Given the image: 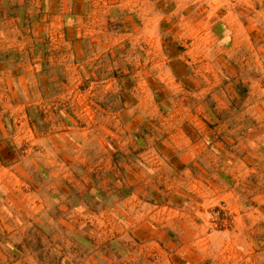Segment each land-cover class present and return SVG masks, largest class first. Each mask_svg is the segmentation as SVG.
Returning <instances> with one entry per match:
<instances>
[{"label": "rangeland", "instance_id": "1", "mask_svg": "<svg viewBox=\"0 0 264 264\" xmlns=\"http://www.w3.org/2000/svg\"><path fill=\"white\" fill-rule=\"evenodd\" d=\"M0 129V264H264V0H0Z\"/></svg>", "mask_w": 264, "mask_h": 264}, {"label": "crops", "instance_id": "2", "mask_svg": "<svg viewBox=\"0 0 264 264\" xmlns=\"http://www.w3.org/2000/svg\"><path fill=\"white\" fill-rule=\"evenodd\" d=\"M0 130H2V129H0ZM6 148H7L6 145L4 143H2L1 140H0V159H1L0 162L1 163H2V161L5 162V160L3 159L5 156H3L2 154H3V152H6ZM192 149H194V148L193 147L192 148H189L188 151L186 150L187 152H183L184 153L183 155H185V157H187V158H189V157H192L193 158V157H196L200 153L199 150L194 151ZM163 153H165V152H163ZM178 159L179 160L177 161V164H176V162L174 163V165L176 164L175 166L184 165V163L187 162V160H184L182 156L181 157L178 156ZM184 167H185V165H184ZM194 167H195V165H194ZM175 168H177V167H175ZM193 191H195V190H193ZM196 195H200V191H197L196 192ZM200 200L201 199H199L197 197L193 198V205L190 206L191 210L189 211V209H188L186 211V214L183 213V215H186V217H188V220H190L191 223L189 221L185 220L184 218H182L181 220H177V221H175L173 223L166 222L165 227H167V228H173L175 225H177L176 227H178V226L184 227V225L190 226L189 224H194V222H195V220H192L193 218H199L200 216H203V217L207 216V213H206V211H207L206 210V207L207 206H205L203 204L201 206H198V205H200V203H199ZM204 229H205V226H203L201 228V230H204ZM154 231L157 232L158 229H155ZM197 243L198 242H196L195 245H197Z\"/></svg>", "mask_w": 264, "mask_h": 264}]
</instances>
